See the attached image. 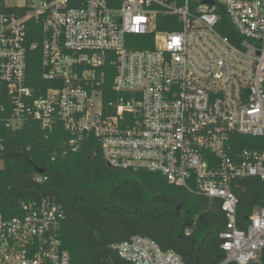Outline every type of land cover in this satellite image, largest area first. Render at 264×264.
Listing matches in <instances>:
<instances>
[{
	"label": "built area",
	"instance_id": "built-area-1",
	"mask_svg": "<svg viewBox=\"0 0 264 264\" xmlns=\"http://www.w3.org/2000/svg\"><path fill=\"white\" fill-rule=\"evenodd\" d=\"M31 120L68 133L64 154L95 141L111 167L218 200V264L259 261L264 204L240 223L235 188L264 181V0H0V124ZM64 218L50 195L0 211V264H71ZM110 247L130 264H185L146 235Z\"/></svg>",
	"mask_w": 264,
	"mask_h": 264
},
{
	"label": "trees",
	"instance_id": "trees-1",
	"mask_svg": "<svg viewBox=\"0 0 264 264\" xmlns=\"http://www.w3.org/2000/svg\"><path fill=\"white\" fill-rule=\"evenodd\" d=\"M28 63L29 84L41 86L38 51ZM67 137L61 126L45 137L33 120L18 130L0 124L4 145L0 211L4 215L18 214L22 201L55 197L65 211L61 238L71 264H130L110 245L134 234L149 236L163 249L176 251L185 264H218L225 258L219 234L226 217L218 200L171 185L156 172L108 166L95 141L64 154ZM238 137L240 147L252 146L253 137ZM36 174L45 179L35 180ZM235 193L239 222L245 224L252 211L264 204V181L243 178ZM250 264H264V249L259 261Z\"/></svg>",
	"mask_w": 264,
	"mask_h": 264
},
{
	"label": "water",
	"instance_id": "water-1",
	"mask_svg": "<svg viewBox=\"0 0 264 264\" xmlns=\"http://www.w3.org/2000/svg\"><path fill=\"white\" fill-rule=\"evenodd\" d=\"M106 164H107L108 166H110V164H109V163H106ZM38 171H39V172H42V169H39Z\"/></svg>",
	"mask_w": 264,
	"mask_h": 264
},
{
	"label": "rangeland",
	"instance_id": "rangeland-1",
	"mask_svg": "<svg viewBox=\"0 0 264 264\" xmlns=\"http://www.w3.org/2000/svg\"><path fill=\"white\" fill-rule=\"evenodd\" d=\"M21 2V0H19Z\"/></svg>",
	"mask_w": 264,
	"mask_h": 264
}]
</instances>
